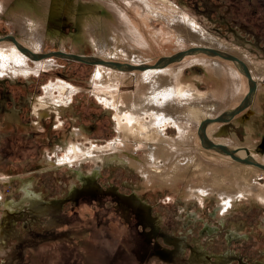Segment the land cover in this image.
<instances>
[{"label": "rangeland", "instance_id": "rangeland-1", "mask_svg": "<svg viewBox=\"0 0 264 264\" xmlns=\"http://www.w3.org/2000/svg\"><path fill=\"white\" fill-rule=\"evenodd\" d=\"M82 1L92 6L113 1L124 14L128 13L131 25L144 35L140 41L132 33V42L128 41L136 49H143L144 42L154 46L144 54L147 64L192 46H179L176 35L169 34L165 26L168 23L141 17L134 2ZM146 1L163 14L176 10L194 19L204 33L230 48L233 55L244 58L254 76L264 81V0ZM51 7L52 0L39 4L37 0H0V37L12 35L38 53L62 50L130 63L126 57L115 60L110 51L100 52L92 44L93 38L77 46L74 40L82 35L83 27L62 7L53 21L44 19L42 12ZM6 47L11 48V42L0 44V49ZM193 56L167 66L183 68L177 102L188 117L195 113L189 103L206 105L209 92L215 91L203 65L192 64L207 56ZM27 67L30 70L26 68L25 72L0 73V194H5L0 201V264H264L263 201L243 198L223 209L218 202V187L206 201L188 193L192 184H200V178L216 186L215 170L234 163L203 146L197 130L204 117L194 114L191 123L186 122L189 133L194 132V140L190 148L183 146L199 156L202 172L176 187L157 185L156 180H152L156 186H149L144 176L126 162L94 161L96 155L85 153L79 155L77 163L65 159L72 143L110 149L123 122L106 103L105 98H112L106 93L113 92L112 103L117 104L119 93L129 95L138 90L136 83L103 86L99 80L95 83L94 64L57 56L38 64L30 60ZM244 76L242 82L237 78L236 91L227 85L216 90L215 100L223 103L222 109L209 111L207 117L218 116L241 102L249 87ZM63 83L73 90L67 102L65 90L59 88ZM187 85L194 92L192 100L184 98ZM53 86L54 96L61 97V103L46 110L47 117L40 118L34 108L39 104L36 100L45 97L46 88ZM261 106L263 115L250 113V108L237 117V123L209 126V136L231 148L248 147L264 164V96ZM170 125L166 124V134L177 136L178 131ZM81 129L85 135L77 140L73 133ZM234 136L240 143L231 141ZM143 150H137L140 158L145 155ZM58 160H62L60 165ZM258 172L253 183L262 188L264 172ZM224 185L231 190V181L225 180Z\"/></svg>", "mask_w": 264, "mask_h": 264}, {"label": "bare ground", "instance_id": "bare-ground-1", "mask_svg": "<svg viewBox=\"0 0 264 264\" xmlns=\"http://www.w3.org/2000/svg\"><path fill=\"white\" fill-rule=\"evenodd\" d=\"M42 1L43 0H37L38 4L42 3ZM124 1L125 3L134 2L138 4H135V6L138 8V13L141 17L148 18L150 16L149 21L153 22V20L157 19L158 21H161V23H168V25L165 24V26L168 28L169 34L176 35L177 44H179V46L182 48H185L188 43L189 45H192H190L191 48L208 47L232 54V52L229 50L230 48L228 49V47H226L223 43L217 42L211 36L204 33L195 23L194 19L190 17L187 18L186 15H183V13L182 15H179L176 10H171L166 12V14H163L156 7L150 5V3L146 0ZM52 3L54 4V7H51L48 12L43 11L41 16L44 19L47 18L48 20L53 21L55 19V12L60 9V7H62L66 14H69L70 17H72L71 19H73L77 25L82 26L84 29V32L81 33L82 35L80 34L81 36L74 40L76 41L77 46H81V43L84 42V40L93 38L94 42L92 44H95V47L100 52L108 53L110 51L109 55H113L115 60H120V57H126L130 60L129 64H147V61L144 62L146 58L144 54H146L148 51L151 52L150 50H152L154 46H150L149 43L144 42L145 45L143 49H136V47L128 41L133 39L134 34H136L141 41V39L144 38V35L140 31V28H135L133 25H131V20H129L131 19L130 15H128V13L124 14V12L119 9V5L117 6L115 2L108 1L107 3L102 1L101 5L95 4L94 6H92L93 4L83 2L82 0H52ZM93 3L95 2L93 1ZM130 5L132 6V4ZM101 10L103 11V14H99V11ZM169 12H171V14ZM39 15L34 16L39 19ZM132 33L134 34L132 35ZM122 35L126 36L125 39H123ZM139 40L136 43L139 44ZM9 42H11V48L6 47V49H0V73H3L4 71H13L18 73V70L25 72L26 68H28V61L31 60L38 64L41 62V60L54 57L50 56L41 58L40 60H34L23 53L15 42L10 40H0V44ZM17 42L19 41L17 40ZM33 52L38 53L36 51ZM198 54H205L207 57L203 61H195L192 62V64L201 63L203 65L207 71V78L209 79L210 85H214L212 88L215 89V91L209 92L208 96L206 97V105L204 103L203 105L200 104L202 106H195L193 103H189L187 101L191 105V108L195 109V113H192V115L188 117L185 114V110L180 108L178 106L179 102H177L179 91L178 88L179 85L181 86L180 73L182 67L178 66L176 68H170L171 66H167L173 63H179L185 57H195L193 55ZM238 58L241 60L244 59L241 57ZM223 59L229 60L231 62L225 61ZM243 61L249 68L247 62L245 60ZM94 65L97 67V71L94 76L95 83H98L97 81L99 80L100 84L103 86L112 88L117 86L118 83H123V81H126L129 84L136 83L138 90H136L135 93L129 95H121L117 92L116 95H119V101L117 104L112 103L114 93H106L111 94L112 97L109 99L105 98L107 101L106 103L113 107L114 114L118 115L119 119L121 118L123 122L121 125H119L120 128H118L119 137L114 143L111 144V147L108 149V151L99 148L95 144H92V148H87L83 144L72 143L67 147L65 159L69 160L70 163H74L80 158V154L81 156L87 154L91 157L96 155L94 161L126 162L144 176L145 182L149 186H153V184L156 186L152 180L158 181L156 184L160 186L163 185L176 187L178 183H182L187 177L195 179V176L199 172H202L203 167L199 166L198 164V162H200L199 156L197 157L196 154H193L190 149L188 150L183 148V146L190 148L192 146V141L194 140V136L192 135L194 132L189 133L190 130L188 131L187 123H191L189 120L193 118L195 114V117H204L202 120H200L201 124L204 119L209 118L207 117L209 111L214 110L215 112H218L222 109L221 104L223 103L216 102L215 92L218 89H223L222 87H225V85L230 87L233 86L236 91L235 82L237 78L238 81L240 80L242 82L243 79L241 76L242 74L245 75L241 71L239 64L236 61L226 59L218 55H212L205 52H195L186 54L182 59L161 67H139L134 69H126L112 67L103 62H95ZM27 70L30 69L28 68ZM249 70L251 72L252 78L256 82V91L251 104L245 110L237 114L230 122H218L220 125H228L233 123V121L238 116L245 113L250 108L252 110L249 111L250 113H254V111H256L258 114L261 113L263 115L261 101L263 100L264 96V81L255 77L250 68ZM244 77L247 78L246 75ZM186 87L187 89L184 87L186 89V92H184V98L186 97V99L192 100L193 96H195L194 92L192 89H188V85ZM239 87L241 86L239 85ZM54 88V86L46 88L44 95L45 97L36 100V102L38 101L39 104L34 108L35 111L38 112V117H47L48 115L46 110L55 108L57 104L61 103V97L58 99L54 96ZM59 88L65 90L67 95L65 100L66 102L69 101L68 98L73 93V90H71L72 86L69 87L63 83ZM140 90L143 92L141 93ZM99 97H102V95H99ZM216 123L217 122H213L207 126V135L213 142L215 141L211 136H209L208 127L215 125ZM166 124L173 125V128L178 131V135L174 137L168 136V133L166 134L165 132V129H167L165 128L167 127ZM84 135L83 129L76 130L73 133V136L77 140L80 138L82 139ZM142 145H144V148L141 147ZM138 149H144V157L140 158L138 156ZM209 149L223 157L231 158L234 163L227 165L225 164V166L220 165L222 166V168L220 167L221 169L215 170V168L219 167L214 168L215 172L213 173V178L216 180V186L213 184V186L210 185L211 181L200 178L199 185L198 183L197 186H193L194 184H192L190 191L188 192L190 196L193 198L197 197V199L199 198L202 201H206V199L212 197L211 195L213 193L215 194V187H218V189H221V192L218 191L221 193L218 202H220L219 205H221L223 209L229 208L232 205L239 203L243 200V198H254L264 202V187L261 188L260 186H256L253 183L255 175L259 173L258 171L264 172V168L255 164L244 163L235 160L231 155L222 153L218 150L212 148ZM231 149L236 150L235 154L240 158L252 157L255 161H257V157L254 156L253 151H251L248 147L238 146L237 148L235 147ZM60 162H62V160L57 161L58 164ZM225 180L231 181V190H228L226 185H224ZM29 193L30 190L26 191V195H29ZM4 198L5 194H0V201H3Z\"/></svg>", "mask_w": 264, "mask_h": 264}, {"label": "water", "instance_id": "water-1", "mask_svg": "<svg viewBox=\"0 0 264 264\" xmlns=\"http://www.w3.org/2000/svg\"><path fill=\"white\" fill-rule=\"evenodd\" d=\"M0 40H10V41L15 42L16 45L18 46V48L23 53H25L26 55H28L30 58H32L34 60H40L41 58L50 57V56H57V57L67 58L70 60H76V61L88 63V64H95V62H103L109 66H112V67L126 68V69H134V68H139V67H141V68H143V67H161V66H164L166 64H169V63H172L174 61H178V60L182 59L186 54H191V53H195V52H205L208 54L218 55V56H221L223 58L236 61L239 64L241 71L248 78L249 87H248L247 94L244 96V98L241 100V102L237 106H235L234 108L223 111L221 114H219L215 118L204 119L201 122V124L199 125L198 133H199V136L201 138V142L204 146L218 150V151L225 153V154H229L235 160H238V161H241L244 163L255 164V165H258V166L264 168V164L255 161L252 157L240 158L239 156H237L235 154L236 150H233L226 145L217 144V143L213 142L207 135V126L210 123H213V122H230L237 114H239L240 112L245 110L247 107H249V105L252 102L253 96L255 94L256 82L252 78V75H251V72H250L248 66L245 64V62L243 60L239 59L235 55L229 54L227 52H223L221 50L208 48V47H194V48H189L187 50L176 52L170 56H163V57L159 58L154 64L132 65L129 63L104 60L102 58H97V57H94L91 55L90 56H81V55H77L74 53L65 52L62 50L50 51V52H46V53H34L30 49L23 46L21 43L17 42V40L12 35H6L3 37H0Z\"/></svg>", "mask_w": 264, "mask_h": 264}, {"label": "crops", "instance_id": "crops-1", "mask_svg": "<svg viewBox=\"0 0 264 264\" xmlns=\"http://www.w3.org/2000/svg\"><path fill=\"white\" fill-rule=\"evenodd\" d=\"M193 85V84H192ZM194 86V85H193ZM237 118L233 121V123H237ZM231 141H236V142H234V143H237V141L239 142V140L237 139V137L236 136H234V139H232ZM240 143V142H239ZM244 147H246V146H244Z\"/></svg>", "mask_w": 264, "mask_h": 264}, {"label": "flooded vegetation", "instance_id": "flooded-vegetation-1", "mask_svg": "<svg viewBox=\"0 0 264 264\" xmlns=\"http://www.w3.org/2000/svg\"><path fill=\"white\" fill-rule=\"evenodd\" d=\"M158 247V246H157ZM156 248V247H155Z\"/></svg>", "mask_w": 264, "mask_h": 264}]
</instances>
